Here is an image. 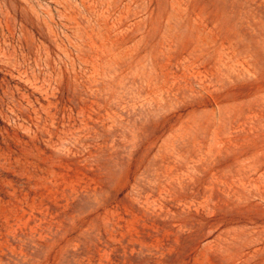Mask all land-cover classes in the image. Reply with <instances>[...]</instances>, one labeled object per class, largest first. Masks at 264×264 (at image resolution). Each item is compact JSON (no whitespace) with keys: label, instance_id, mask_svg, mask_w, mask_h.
Here are the masks:
<instances>
[{"label":"rangeland","instance_id":"374dc122","mask_svg":"<svg viewBox=\"0 0 264 264\" xmlns=\"http://www.w3.org/2000/svg\"><path fill=\"white\" fill-rule=\"evenodd\" d=\"M0 264H264V0H0Z\"/></svg>","mask_w":264,"mask_h":264}]
</instances>
